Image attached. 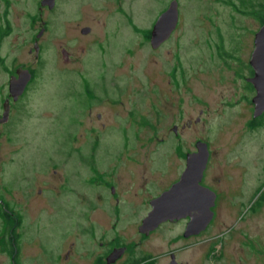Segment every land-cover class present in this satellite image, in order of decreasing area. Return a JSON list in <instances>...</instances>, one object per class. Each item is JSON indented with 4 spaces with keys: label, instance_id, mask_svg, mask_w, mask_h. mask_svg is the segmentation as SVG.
<instances>
[{
    "label": "rangeland",
    "instance_id": "374dc122",
    "mask_svg": "<svg viewBox=\"0 0 264 264\" xmlns=\"http://www.w3.org/2000/svg\"><path fill=\"white\" fill-rule=\"evenodd\" d=\"M177 1L175 30L156 48L143 32L170 0H62L53 9L41 10L48 30L36 77L18 112L19 118L30 119L32 132L26 135L18 129L10 134L11 142L6 139L0 152V181L16 194V185L29 182V163L39 174L37 187L43 185L40 175L48 179L43 167L60 163L68 187L55 198L48 193L55 206L68 198L73 203L77 194H95L98 185L105 194L110 182L120 194L127 191L119 205L111 199L110 207L118 210L120 219L116 228L107 229L138 258L149 253L153 259L155 254L153 264H165L175 250L176 262L182 264H264V120L260 127L249 128L254 107L242 99L243 83L235 76L239 63L227 57V66L216 57L220 45L221 51L246 63L260 23L221 0ZM232 1L245 10L264 6V0H245L244 7L240 0ZM22 23L21 37L13 36L12 41L20 43L17 59L26 62L31 42L24 40ZM85 25L91 31L82 37L79 29ZM8 45H3V53ZM84 80L91 87L88 100L97 104L91 118L101 112L100 120L86 115ZM25 104L30 106L27 110ZM197 140L210 147L205 182L219 192L213 224L198 237L173 242L183 223H168L138 243L136 224L148 210L142 198L158 194L179 176L178 165L184 169L186 153ZM14 146L20 151L7 150ZM62 148L69 149V158L62 156ZM115 165L119 166L111 171L109 182L89 184L96 173L103 177ZM132 177L136 182L129 185L126 180ZM59 181L55 177L53 184ZM28 195L29 220L32 223L37 215L36 227L24 237L35 243H29L31 250L22 246L19 264H65L56 258L66 249L65 239L73 240L75 234L77 238L88 227H69L63 211L53 217L49 201ZM6 241L0 232V264H9ZM91 244L97 241L84 240L78 247Z\"/></svg>",
    "mask_w": 264,
    "mask_h": 264
},
{
    "label": "flooded vegetation",
    "instance_id": "af4514ba",
    "mask_svg": "<svg viewBox=\"0 0 264 264\" xmlns=\"http://www.w3.org/2000/svg\"><path fill=\"white\" fill-rule=\"evenodd\" d=\"M41 1L42 0H0V152L5 148L4 145L7 146V138L11 142V138H9L10 134L17 132L18 129H20V133L23 132L26 135L28 133L31 134L32 132L31 128L33 127V125H31V128L27 125L29 122H31L30 119L28 118V122L23 118L21 119L22 115L18 112L20 110L19 107L22 103V100L24 99L23 97H27V94L30 92V84L36 77L35 70L38 65L40 56L42 55L44 33L48 30L49 22L47 19H44L41 10L53 9L55 6H57L56 4H59L62 0H54L52 6H49L48 4H42ZM22 21L26 24V28L24 31V33H26V36L24 40L27 42H31L30 44L26 42L29 45L28 54L29 56L31 55V57H29L31 60L28 59L26 62L17 59L15 55V48H17L20 43L12 41L13 36H20V34H22V31L20 30V28H22V26L24 25ZM261 25L262 22L260 23V26ZM84 27H88V32H82L81 29H83ZM90 28L91 27L87 25L81 27L79 29L81 36H88L89 31H91ZM150 32L151 28L143 32L144 37L148 40L150 39ZM19 41H21V39ZM6 43L9 44V51L7 50L3 53V45H5ZM217 48V59L223 61L224 64H226L227 66H229V64L226 63L227 59H235L236 61H238L239 66L235 71V76L236 78H240L243 83L242 89H244L245 94L242 96V99H244L245 102L252 104V106L254 107V104L251 101L253 96L255 95V89H253L254 86L250 82V79L253 77L252 75L254 74V70L249 63L251 55L248 61L246 62L248 63V65L246 66V63L241 62L238 57L230 56L226 53V51H221L220 45H217ZM61 50L67 53L65 48H62ZM69 58L70 57L67 56L65 59L68 60ZM22 71L28 72L30 74V78L28 82L24 84V89L22 90V92L14 95V93L11 92V89L14 88L13 81L19 77ZM81 87L87 99L88 107L86 108V115L91 118L94 116V110L92 107L97 104H91V101L88 100L90 99V95L87 94L91 93V87L88 82H86V80L82 81ZM246 92H248V95H246ZM33 103H35V101H33ZM29 107L30 106L25 104L23 110H27ZM252 113L250 114L251 118L247 122L249 128L260 127L264 120V112L257 117H254ZM19 115L21 116L20 118ZM101 115V112H97L93 120H100ZM199 118L200 117H197L194 122L199 120ZM190 123L191 121L189 119L187 124L189 125ZM176 127L177 126H175V128L173 129L174 133H177ZM122 131L125 132L126 130H124L123 128ZM77 136H75V138ZM198 142L203 141L197 140L196 142H194V147L191 148L186 154L195 153L197 151ZM206 145L208 148V162L210 159L209 155H211V151L207 143ZM7 150L20 151L19 147L17 146H14V149ZM75 150L77 152L80 151L79 148H75ZM30 154L32 155V150ZM49 154L54 155V153ZM61 154L62 156L65 155L67 158H69V149L62 148ZM186 158L187 157H185L184 169L186 167ZM55 159L57 158H48L49 161H55ZM88 160L91 161V158ZM23 164L24 163L21 164L22 168H24L25 166H23ZM29 165L31 170L33 171L29 175V182H27L26 184H23V182H21L20 184L16 185V194L11 190L4 189L5 185L4 183H2V181H0V232L6 237L7 240V258L9 260V264H19L18 257L20 256L19 253L22 251V246L27 247L26 250H31L30 248H28V245L29 243L33 242V239H31L32 237H24V235L28 234V232H31L32 229L36 227L35 219L37 215L34 216L33 222L31 223V221L29 220V218H31V211L28 204V194H30V196L33 195L35 197H42L41 199L43 200V202L49 201L51 203L50 214H53V217L54 214L59 216V213H62L63 211L62 214H64L65 218L68 219L69 227H71L72 225H75L80 229L86 226L88 227L89 230H84L80 232L77 238V234H75V239L71 240L70 236L69 239H65V251L62 252V254L59 253L56 255V258L59 260H63L65 264H153V261L157 258V255L154 254L152 259L151 254L145 253L141 256V258H138L134 255V251L130 250L132 248L128 244L123 242L120 236H112L108 233L109 230L107 228H116V226H118L117 224H119L118 220L120 219L118 210H115L113 206L110 207L111 199H114L117 205H119V203L121 202L119 198L124 197L123 194L127 191H123L120 194L117 189V186L110 182L108 185L109 188H107V191H104L105 194L101 193L102 186L98 185L100 189L96 190L95 194H90L86 196L77 194L76 197L73 199V203H71L69 201L70 199L68 198L67 200H64L62 206H55L48 193L53 192V197L55 198L54 194H58L61 190L67 189L66 187H68V185L65 184V180L68 178V176L64 177L62 175L64 174V168H60L61 164L56 162H52L44 166L42 174L46 173L45 175L48 176V179L40 175V181L43 185L37 187V175L39 174L34 172V170L37 171L36 168L33 169L35 165H32L30 163ZM115 166L116 168H112L108 172H105L103 177L96 173V168L93 167L94 173H96L97 175L89 179V184L96 186L97 184H99L98 181H104L105 183L109 182L110 177L114 175L111 171L117 170V167L119 165ZM178 167H180L179 176L174 179V181L170 182L165 189L161 190L156 195L149 196L147 200L142 198L141 202L142 204H144V202L147 203L148 210H146L145 214L141 217L140 222L136 224V231L139 237L138 243H140V241L142 240L150 238V236L153 234L159 233V230L162 228V226L168 223H183V231L181 232V234L177 235V239L173 242L198 237L200 236V234L206 232L213 224V220L215 219L216 214L214 206H216L217 200H219V192L216 191L215 186L205 182L206 172L203 168L204 170L202 173L200 184L214 192L215 200L214 206L210 207L212 210V218L209 220V223L207 224L206 228L202 230V232L200 231L197 234H189L188 236L183 235L185 232L186 225L188 223L187 221L189 220L188 216L179 219L174 218L161 221L150 230L147 229L142 231L140 229V226L142 225L141 222H143L144 218H146L148 214L152 211L151 209H153L152 201L157 198V196L161 195L164 191L169 189L172 183L177 182L180 179L184 170L183 166L178 165ZM50 169L52 171L51 173ZM55 177L57 180H62L59 181L56 186L53 184ZM126 181L130 185L133 182H136V177H132V179H128ZM140 186L141 184H138L137 188H139ZM76 203L77 205H75ZM107 203L109 205H107ZM86 204H88L89 209H86ZM39 209L44 211L46 208L40 206ZM69 232L67 233L70 234ZM84 240H89L90 242L97 241V244H91L87 248L78 247L79 243ZM34 243L35 242H33L32 247ZM172 255L174 256V258L175 255L177 256L175 250H172L169 253L168 262L166 261L165 264H169V261L172 259ZM134 256L137 258H135ZM178 263L182 264L179 261Z\"/></svg>",
    "mask_w": 264,
    "mask_h": 264
},
{
    "label": "water",
    "instance_id": "95a60500",
    "mask_svg": "<svg viewBox=\"0 0 264 264\" xmlns=\"http://www.w3.org/2000/svg\"><path fill=\"white\" fill-rule=\"evenodd\" d=\"M54 0H42V4L52 6ZM178 1L170 0L168 6L157 16L153 26H151L150 43L152 48H156L164 39H168L175 29L178 21ZM88 27H84L82 32H88ZM254 48L250 57V65L254 70L250 82L255 89L252 98L254 109L252 115L259 116L264 112V21L253 35ZM30 74L22 71L14 82L11 92L19 94L24 89V84L28 82ZM208 148L206 143L198 142L197 151L186 155V167L177 182L157 196L152 201L153 209L141 222L142 231L154 228L159 222L167 219H179L189 217L183 235L197 234L204 230L212 218L214 206V192L200 184L203 168L208 159ZM169 264H179L174 256H171Z\"/></svg>",
    "mask_w": 264,
    "mask_h": 264
},
{
    "label": "trees",
    "instance_id": "16d2710c",
    "mask_svg": "<svg viewBox=\"0 0 264 264\" xmlns=\"http://www.w3.org/2000/svg\"><path fill=\"white\" fill-rule=\"evenodd\" d=\"M221 1H223L226 4L232 6L237 11H240L243 14L246 13V14L253 15L258 20V23H261L264 20V6H261V8H258V9L245 10L243 8L238 7V5H236L232 0H221ZM240 1L242 3L243 7L246 6L245 0H240ZM256 202H257V200H254V202L251 205H249V208L252 209L254 207V205L256 204Z\"/></svg>",
    "mask_w": 264,
    "mask_h": 264
}]
</instances>
